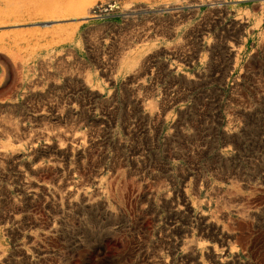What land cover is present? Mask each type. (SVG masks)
Wrapping results in <instances>:
<instances>
[{
  "label": "rangeland",
  "instance_id": "1",
  "mask_svg": "<svg viewBox=\"0 0 264 264\" xmlns=\"http://www.w3.org/2000/svg\"><path fill=\"white\" fill-rule=\"evenodd\" d=\"M0 264H264V0H0Z\"/></svg>",
  "mask_w": 264,
  "mask_h": 264
}]
</instances>
